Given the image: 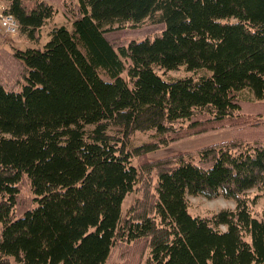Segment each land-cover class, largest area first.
<instances>
[{
  "label": "trees",
  "instance_id": "obj_1",
  "mask_svg": "<svg viewBox=\"0 0 264 264\" xmlns=\"http://www.w3.org/2000/svg\"><path fill=\"white\" fill-rule=\"evenodd\" d=\"M53 3L70 29L0 49V264H104L117 248L119 264H264L246 197L264 191V0H4V13L34 40ZM179 67L192 74L154 70ZM224 129L195 158H147ZM135 132L150 140L132 147ZM188 195L235 209L194 217Z\"/></svg>",
  "mask_w": 264,
  "mask_h": 264
},
{
  "label": "rangeland",
  "instance_id": "obj_2",
  "mask_svg": "<svg viewBox=\"0 0 264 264\" xmlns=\"http://www.w3.org/2000/svg\"><path fill=\"white\" fill-rule=\"evenodd\" d=\"M52 1V0H49ZM55 2V1H53ZM56 12L52 19L48 20L46 24L38 30L37 39H29L25 34L20 31L14 34H7L0 26V49L12 53L16 50H24L28 48H40L42 49L46 42L49 40V30L52 27L65 26L66 28H71V22L66 19L62 13L59 6H55ZM6 9L4 0H0V15ZM17 30L19 28L17 27ZM131 39L128 37L127 40ZM158 74L162 75L164 78H182L188 77L192 72L186 71L184 67H179L176 70L164 71L158 68L154 69ZM150 132H135L130 137V145L132 147H137L146 143L150 140ZM232 133L229 129H224L216 132L206 133L203 135H192L176 142L161 145L156 150L148 153L147 158L150 160H155L159 158L168 157L175 155L177 153H187L191 155V158L197 157V150L217 144L223 141L231 139ZM131 164L138 167V161L136 158L131 159ZM137 197V193L132 192L125 197L122 203V215H125L128 207L132 204L133 200ZM249 199V205L251 213L257 217H264V191L252 189L246 196ZM188 213L194 217H207L215 214L221 210H234L235 202L232 199L224 198L219 195L214 199H207L200 195H188ZM1 227V226H0ZM119 250L118 248L113 251L112 255L104 264H119L118 258ZM10 264H18L13 257H10ZM254 264V263H252Z\"/></svg>",
  "mask_w": 264,
  "mask_h": 264
},
{
  "label": "built area",
  "instance_id": "obj_3",
  "mask_svg": "<svg viewBox=\"0 0 264 264\" xmlns=\"http://www.w3.org/2000/svg\"><path fill=\"white\" fill-rule=\"evenodd\" d=\"M11 18V19H8ZM8 20V23L5 24L4 21ZM0 26L2 27V29L5 31V33L9 34H14L17 32V23L14 20V18L9 15V14H5L2 13V15H0Z\"/></svg>",
  "mask_w": 264,
  "mask_h": 264
},
{
  "label": "clouds",
  "instance_id": "obj_4",
  "mask_svg": "<svg viewBox=\"0 0 264 264\" xmlns=\"http://www.w3.org/2000/svg\"><path fill=\"white\" fill-rule=\"evenodd\" d=\"M8 19H11V18H8ZM4 23L7 24L8 23V20H5Z\"/></svg>",
  "mask_w": 264,
  "mask_h": 264
}]
</instances>
